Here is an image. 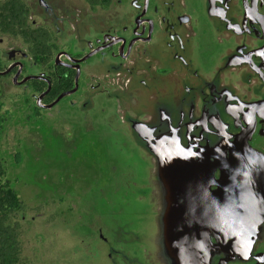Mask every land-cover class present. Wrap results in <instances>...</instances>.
<instances>
[{"label": "flooded vegetation", "instance_id": "af4514ba", "mask_svg": "<svg viewBox=\"0 0 264 264\" xmlns=\"http://www.w3.org/2000/svg\"><path fill=\"white\" fill-rule=\"evenodd\" d=\"M67 2H79L82 10L69 11L76 7ZM37 4L43 13H52L50 27L36 26L30 22V8V24L51 36L47 63L35 60L24 43L25 50L9 47L20 39L0 35V81L13 84L18 76L15 86L32 91L33 115L45 112L50 121L76 118L74 132L68 133H85V113H93L104 96V106H113L112 118L116 115L126 125L133 146L130 155L141 159L134 162L139 170L148 160L153 175L155 156L140 149L130 133H151L146 145L163 133H179L183 145L193 142L194 150L225 143L227 160L238 144L249 151L248 164L264 166V0H37ZM28 78L32 79L24 82ZM67 93L72 94L59 99ZM107 115L102 122L109 123L110 133H119ZM188 133L194 139L188 141ZM218 180L219 171L209 179ZM143 181L136 182L135 196L152 213L149 186L158 179L151 176L149 185ZM216 189L209 187L211 192ZM261 229L264 233V224ZM143 235L134 238L139 249L149 246ZM145 252L134 258L138 264H158ZM212 264H221V259L214 258ZM228 264H264V234L246 261Z\"/></svg>", "mask_w": 264, "mask_h": 264}, {"label": "rangeland", "instance_id": "374dc122", "mask_svg": "<svg viewBox=\"0 0 264 264\" xmlns=\"http://www.w3.org/2000/svg\"><path fill=\"white\" fill-rule=\"evenodd\" d=\"M27 3L30 22L50 27L52 13L39 10L37 0ZM75 3L67 2L76 7L69 11L82 10ZM12 46L25 50L22 41ZM31 94L12 80L0 81V158L21 205L11 222L21 227L23 263L138 264L134 258L143 249L153 253L148 246L136 247L134 239L144 234L147 243L154 231L153 214L135 196L143 178L150 184L151 163L145 161L140 170L135 166L140 158L130 155L129 133L116 115L112 118L113 106H104V96L93 113H85V133H68L74 132L76 118L50 121L45 112L33 115ZM105 114L119 133H110L109 123L102 122ZM97 129L105 132L92 133Z\"/></svg>", "mask_w": 264, "mask_h": 264}, {"label": "water", "instance_id": "95a60500", "mask_svg": "<svg viewBox=\"0 0 264 264\" xmlns=\"http://www.w3.org/2000/svg\"><path fill=\"white\" fill-rule=\"evenodd\" d=\"M130 134L140 149L155 156L151 176L158 181L149 186L155 226L148 247L156 262L212 264L216 257L221 264L246 261L264 234V166L248 164L249 151L238 144L227 160L225 143L194 150L193 142L183 145L179 133L154 136L147 145L151 133ZM189 135L188 141L194 139ZM217 171L219 180L211 183ZM211 185L217 187L213 192Z\"/></svg>", "mask_w": 264, "mask_h": 264}, {"label": "trees", "instance_id": "16d2710c", "mask_svg": "<svg viewBox=\"0 0 264 264\" xmlns=\"http://www.w3.org/2000/svg\"><path fill=\"white\" fill-rule=\"evenodd\" d=\"M30 7L26 0H0V35L20 39L38 62L50 60V33L34 29L29 22ZM6 168L0 158V264H24L21 247V227L12 223V216L21 209L12 184L5 180Z\"/></svg>", "mask_w": 264, "mask_h": 264}]
</instances>
